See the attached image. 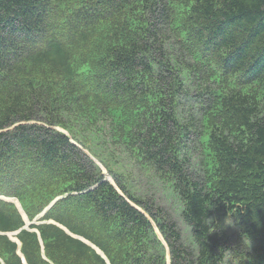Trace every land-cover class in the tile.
I'll use <instances>...</instances> for the list:
<instances>
[{
    "label": "trees",
    "instance_id": "16d2710c",
    "mask_svg": "<svg viewBox=\"0 0 264 264\" xmlns=\"http://www.w3.org/2000/svg\"><path fill=\"white\" fill-rule=\"evenodd\" d=\"M0 195L1 232L63 196L26 264H264V0H0Z\"/></svg>",
    "mask_w": 264,
    "mask_h": 264
},
{
    "label": "rangeland",
    "instance_id": "374dc122",
    "mask_svg": "<svg viewBox=\"0 0 264 264\" xmlns=\"http://www.w3.org/2000/svg\"><path fill=\"white\" fill-rule=\"evenodd\" d=\"M198 152V149L195 150ZM111 163H124L130 166V160L125 155H116L112 159H110ZM197 162V160H194ZM133 180L134 190L137 191L139 195H147V196H155L157 201L160 203V206L164 207L168 211H174V205L170 199L163 194L164 186L161 185L158 181L153 178V175L145 170L135 169L132 176L129 177V180ZM185 227V225H182ZM231 264V263H229Z\"/></svg>",
    "mask_w": 264,
    "mask_h": 264
},
{
    "label": "water",
    "instance_id": "95a60500",
    "mask_svg": "<svg viewBox=\"0 0 264 264\" xmlns=\"http://www.w3.org/2000/svg\"><path fill=\"white\" fill-rule=\"evenodd\" d=\"M109 177H107V179H108ZM60 198V197H59ZM59 198H57V199H59ZM57 199H55V201L57 200ZM54 201V202H55ZM53 202V203H54ZM52 203V204H53ZM75 237H78V236H75ZM78 238H80V239H82L83 241H85V242H87V243H89V244H91L89 241H87L86 239H84L83 237H78ZM94 248H96V250L98 251V252H100V253H102V251L98 248V247H96L95 245H93V244H91Z\"/></svg>",
    "mask_w": 264,
    "mask_h": 264
}]
</instances>
